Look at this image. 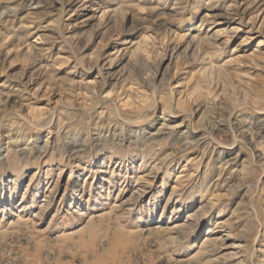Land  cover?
I'll list each match as a JSON object with an SVG mask.
<instances>
[{"label": "rangeland", "instance_id": "1", "mask_svg": "<svg viewBox=\"0 0 264 264\" xmlns=\"http://www.w3.org/2000/svg\"><path fill=\"white\" fill-rule=\"evenodd\" d=\"M7 5L0 264H264V0Z\"/></svg>", "mask_w": 264, "mask_h": 264}, {"label": "bare ground", "instance_id": "2", "mask_svg": "<svg viewBox=\"0 0 264 264\" xmlns=\"http://www.w3.org/2000/svg\"><path fill=\"white\" fill-rule=\"evenodd\" d=\"M67 9V8H66ZM12 11V10H14V8H10V6L9 5H7V6H1L0 7V23L1 22H3V18L6 16V14L8 13V11ZM63 11L65 12V6H64V8H63ZM203 108H205L206 109V111L207 110H209V112L212 114V115H215V117H214V119L213 120H211V119H208L207 121H209L210 122V132L212 133V134H214V133H216V132H220L221 130H223V122H225V121H222L221 119L223 118V116H224V114H225V111L224 110H218L219 111V113L217 112V110H216V108L214 109V108H207L206 106H200V111L203 109ZM216 112H217V114H216ZM230 115V114H229ZM227 116V115H226ZM204 117H205V115H204ZM186 118H188V117H186ZM185 118V119H186ZM207 118V117H206ZM227 118V117H226ZM202 119L203 118H201V120H200V123H201V121H202ZM230 119V118H229ZM211 120V121H210ZM181 125V124H180ZM179 125V126H180ZM179 126H177V127H175V128H172V132H170L171 134V136L172 135H174V134H177V133H180V132H177V128L179 127ZM230 127L231 128V130H233L234 131V133L235 134H237V133H240L242 136H244V137H246L248 134V132L246 131V130H244L243 128L245 127V126H247V122H237V124H236V126L235 127H233L232 125H230V120H229V122L227 123V127ZM250 127H254L255 129H256V136H259V135H264V123H258V124H254L253 126H250ZM161 133V131H158V133L157 134H160ZM205 135V134H204ZM78 136V133H76L75 134V138L74 139H72V140H70L71 141V145L72 144H76V137ZM201 136H203V135H201ZM22 139H27L28 140V137H24L23 136V138ZM200 140H201V137L199 138V137H197L196 135H192V136H190L189 138H187V142H186V144L184 143V146H186V147H189V146H192V145H194L195 143H198V142H200ZM16 142H19V140L18 139H16ZM256 142V139L255 138H251L250 140H249V145L250 146H252L253 147V145H254V143ZM203 145L205 144H207V142H203L202 143ZM47 148H48V146H43V147H41L40 149L38 148V153L40 154V153H43V151L46 149L47 150ZM180 148H181V146H180ZM26 149V148H25ZM218 152V151H217ZM239 150H236V152H231L232 154H235L234 156H232V157H230V158H232V159H229V158H227L224 162L226 163V164H228L230 161H234V159H237V157L239 156ZM22 155H26L27 154V151H25V150H22ZM223 153L224 154H226V155H228V154H230L229 153V151H226V150H222V151H220V153H219V157H221V156H223ZM237 153V154H236ZM30 154V153H29ZM223 163V162H222ZM220 177H221V174H220ZM179 225H176L175 227L177 228ZM208 240V239H207Z\"/></svg>", "mask_w": 264, "mask_h": 264}]
</instances>
